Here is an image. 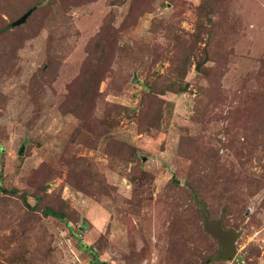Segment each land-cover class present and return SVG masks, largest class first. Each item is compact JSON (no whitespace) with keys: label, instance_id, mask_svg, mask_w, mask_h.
<instances>
[{"label":"rangeland","instance_id":"obj_1","mask_svg":"<svg viewBox=\"0 0 264 264\" xmlns=\"http://www.w3.org/2000/svg\"><path fill=\"white\" fill-rule=\"evenodd\" d=\"M82 244L264 264V0H0V264Z\"/></svg>","mask_w":264,"mask_h":264},{"label":"trees","instance_id":"obj_2","mask_svg":"<svg viewBox=\"0 0 264 264\" xmlns=\"http://www.w3.org/2000/svg\"><path fill=\"white\" fill-rule=\"evenodd\" d=\"M34 9V8H33ZM182 88V87H181ZM44 213L47 215V216H52L64 223H66V220H65V217L57 212L55 209L51 208V207H46L44 209ZM214 228L212 226H210V228H206V231L209 232L210 234H212L217 240H218V243L220 244V247H221V253L223 255H226L227 256V259H231L234 254L231 253L230 254V257H228V254L230 253V247H232L233 243L235 242L236 238L233 236L232 232H228V231H225V230H222L220 228L219 225H217L216 223L213 225ZM82 246L86 249V251H88L90 254L93 255V257L95 258V262L98 263V264H108V263H105V262H100L99 261V258H98V255L93 251L94 248L92 247H89V246H86L84 244H82Z\"/></svg>","mask_w":264,"mask_h":264},{"label":"water","instance_id":"obj_3","mask_svg":"<svg viewBox=\"0 0 264 264\" xmlns=\"http://www.w3.org/2000/svg\"><path fill=\"white\" fill-rule=\"evenodd\" d=\"M33 12H34V9L29 10V11L26 12L22 17H20L18 20H16V21L12 24V26H13V27H17V26H21V25H23L24 23H26V21L28 20V18L31 16V14H32ZM202 65H204V63H201V66H202ZM199 67H200V66H198V67L196 68L197 71H199ZM135 82H138L137 77H135Z\"/></svg>","mask_w":264,"mask_h":264},{"label":"flooded vegetation","instance_id":"obj_4","mask_svg":"<svg viewBox=\"0 0 264 264\" xmlns=\"http://www.w3.org/2000/svg\"><path fill=\"white\" fill-rule=\"evenodd\" d=\"M234 243H235V242H234ZM234 243H233L232 247H230V251H229L230 253L228 254V257H230V254H231V253H233V254L235 253Z\"/></svg>","mask_w":264,"mask_h":264}]
</instances>
